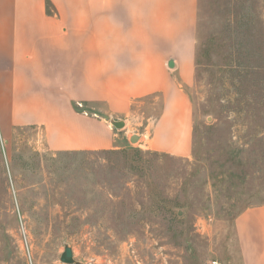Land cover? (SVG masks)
I'll use <instances>...</instances> for the list:
<instances>
[{
	"label": "rangeland",
	"instance_id": "1",
	"mask_svg": "<svg viewBox=\"0 0 264 264\" xmlns=\"http://www.w3.org/2000/svg\"><path fill=\"white\" fill-rule=\"evenodd\" d=\"M185 90L188 155L154 146L152 96L108 120L111 149L0 130V264H239L234 219L264 203V0H198Z\"/></svg>",
	"mask_w": 264,
	"mask_h": 264
},
{
	"label": "crops",
	"instance_id": "2",
	"mask_svg": "<svg viewBox=\"0 0 264 264\" xmlns=\"http://www.w3.org/2000/svg\"><path fill=\"white\" fill-rule=\"evenodd\" d=\"M197 7L198 0H0L2 137L37 126L54 149H111L108 120H125L152 96L154 146L188 155ZM234 231L237 262L264 264V203L240 211Z\"/></svg>",
	"mask_w": 264,
	"mask_h": 264
},
{
	"label": "water",
	"instance_id": "3",
	"mask_svg": "<svg viewBox=\"0 0 264 264\" xmlns=\"http://www.w3.org/2000/svg\"><path fill=\"white\" fill-rule=\"evenodd\" d=\"M113 124L116 126V127H122L124 122L122 120H116L113 122ZM137 139V136L134 135L131 137V141H135ZM71 256H72V249L70 247H65L64 249V254L63 256L61 257V260L63 262H69L71 260Z\"/></svg>",
	"mask_w": 264,
	"mask_h": 264
},
{
	"label": "built area",
	"instance_id": "4",
	"mask_svg": "<svg viewBox=\"0 0 264 264\" xmlns=\"http://www.w3.org/2000/svg\"><path fill=\"white\" fill-rule=\"evenodd\" d=\"M211 264H219L216 260L211 261Z\"/></svg>",
	"mask_w": 264,
	"mask_h": 264
}]
</instances>
